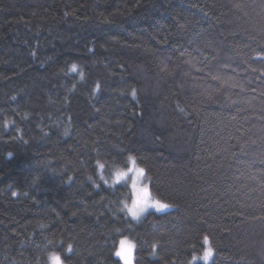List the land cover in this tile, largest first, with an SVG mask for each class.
Segmentation results:
<instances>
[{
    "label": "trees",
    "instance_id": "trees-1",
    "mask_svg": "<svg viewBox=\"0 0 264 264\" xmlns=\"http://www.w3.org/2000/svg\"><path fill=\"white\" fill-rule=\"evenodd\" d=\"M129 154L172 206L139 224L97 176ZM205 236L264 264V0H0V264H122L123 237L190 264Z\"/></svg>",
    "mask_w": 264,
    "mask_h": 264
},
{
    "label": "clouds",
    "instance_id": "clouds-1",
    "mask_svg": "<svg viewBox=\"0 0 264 264\" xmlns=\"http://www.w3.org/2000/svg\"><path fill=\"white\" fill-rule=\"evenodd\" d=\"M8 156L10 157L11 154ZM105 166L106 163L104 161L96 162L97 176L100 181L113 189L117 185H122L127 191V194L120 200L117 209L119 213H122L131 221L139 224L149 211L161 213L167 210L159 209L157 202H166L162 201L161 198L152 191L147 170L140 165L135 155H127L122 164L113 163L109 176L103 174ZM89 179H91V177H89ZM136 247L137 244L135 239L123 237L119 239L117 249L114 251L113 255L121 260L123 264H134V252ZM213 255L214 251H212V256ZM211 257L206 258L204 252L202 256L204 264H209ZM44 259L45 264H67L63 254L55 250L47 251ZM195 259L196 257H193V261H195Z\"/></svg>",
    "mask_w": 264,
    "mask_h": 264
},
{
    "label": "snow or ice",
    "instance_id": "snow-or-ice-1",
    "mask_svg": "<svg viewBox=\"0 0 264 264\" xmlns=\"http://www.w3.org/2000/svg\"><path fill=\"white\" fill-rule=\"evenodd\" d=\"M77 70V66L76 65H73L72 66V71L75 72ZM13 195H15V193H13ZM157 204L159 205V209L160 210H164V209H169L171 207L170 204L168 203H162V202H157ZM204 243L206 245L209 244V239L207 236L204 237ZM153 248V253H155V250H156V245L153 244L152 246ZM68 252H71L73 249H72V245H68V248H67ZM212 248L211 247H208L206 250H205V257H211L212 256ZM118 254V253H117Z\"/></svg>",
    "mask_w": 264,
    "mask_h": 264
},
{
    "label": "rangeland",
    "instance_id": "rangeland-1",
    "mask_svg": "<svg viewBox=\"0 0 264 264\" xmlns=\"http://www.w3.org/2000/svg\"><path fill=\"white\" fill-rule=\"evenodd\" d=\"M104 174V173H103ZM111 174V172L109 173V175ZM105 175V174H104ZM108 174L107 175H105V176H109ZM118 186V185H117ZM122 186V185H121ZM122 187H124V186H122ZM126 191V190H125ZM127 192V191H126ZM172 207V206H171ZM170 207V208H171ZM168 210V209H167ZM203 245H204V248H203V250L201 251V253H194L192 256H191V258H190V264H192V261H193V257H196V259H195V261H193V264H195V263H197V262H202V263H204L203 262V260H202V256H203V253L205 252V250L208 248V247H211L210 246V243L208 244V245H206L205 243H204V239H203ZM211 259H212V257L210 258V261H209V263L211 262ZM121 263L123 264V262L121 261Z\"/></svg>",
    "mask_w": 264,
    "mask_h": 264
}]
</instances>
